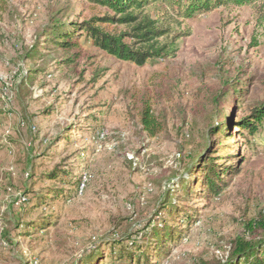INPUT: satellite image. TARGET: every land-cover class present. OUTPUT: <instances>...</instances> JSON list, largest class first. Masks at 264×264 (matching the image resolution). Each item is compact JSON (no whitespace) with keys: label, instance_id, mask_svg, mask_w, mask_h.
I'll return each instance as SVG.
<instances>
[{"label":"rangeland","instance_id":"374dc122","mask_svg":"<svg viewBox=\"0 0 264 264\" xmlns=\"http://www.w3.org/2000/svg\"><path fill=\"white\" fill-rule=\"evenodd\" d=\"M107 13L86 0H0V264H120L114 245L143 244L161 219L176 231L148 238V260L131 248L135 264L225 260L264 230V121L255 140L234 127L264 102V0L172 18V34H189L171 58L139 66L82 35L74 65L56 67L63 55L47 47L49 24ZM27 48L42 58L27 57ZM36 67L46 72L23 81ZM145 102L165 124L155 136L140 122ZM220 115L227 171L220 190L204 196L183 166ZM179 174H188L190 193L179 185L170 194L171 217L157 201ZM94 246L98 263L86 255Z\"/></svg>","mask_w":264,"mask_h":264},{"label":"trees","instance_id":"16d2710c","mask_svg":"<svg viewBox=\"0 0 264 264\" xmlns=\"http://www.w3.org/2000/svg\"><path fill=\"white\" fill-rule=\"evenodd\" d=\"M94 5L105 8L108 13L102 16L91 15L87 19L80 20L79 14L72 20H61L55 18L45 33L48 49L53 52H60L63 57L56 62V67L63 65L71 67L81 54L78 47V38L82 35L91 40L95 47L118 60L132 62L136 65H143L150 60L166 59L174 57L177 50V40L189 32L172 34L169 20L172 18L188 19L197 13L213 10L219 6L253 4L259 0H86ZM149 6H154L157 13L153 16L147 10ZM53 18V17H52ZM122 27V28H120ZM29 51V52H28ZM27 57L33 60L41 59L39 48L25 51ZM39 72H46L44 67H36L23 81L32 82ZM219 95H215L212 100L216 102ZM140 122L143 129L149 136H155L165 127L162 119L156 116L149 103L145 102L140 108ZM218 118V117H217ZM225 115H220L216 123L208 125V134L202 146L194 150L184 164L186 173L195 171L194 184L201 187V191L206 192L204 196H213L223 186L222 175L227 171L222 168L219 161L229 156H223L227 147L225 144L230 140L228 132L223 130ZM264 121V102L255 106L250 112L239 120L237 125L240 129H245L249 134L254 135ZM228 124V123H227ZM241 133V132H240ZM219 138H216V137ZM216 139H215V138ZM204 137H201L203 140ZM261 141V140H260ZM228 143H231L230 141ZM227 145V144H226ZM184 161V160H182ZM232 169V168H230ZM47 177L53 181L58 178L57 172H50ZM176 177V176H174ZM169 179L171 184L165 189L164 193L158 198V207L162 210L171 207L168 212L171 217L176 215L175 202L170 197L174 195L179 185L188 195L190 185H188V174H179L177 181ZM174 180V181H173ZM78 185V184H77ZM76 185V186H77ZM52 186L50 194L55 197L62 195L60 190ZM192 189V195H197V190ZM179 190V189H178ZM172 199V200H170ZM16 205H19L15 202ZM23 204V203H22ZM21 205V204H20ZM46 207V206H45ZM19 208V207H18ZM19 210V209H18ZM162 210H157L159 213ZM181 210H179L180 212ZM178 213V212H177ZM17 214V212H16ZM158 217V216H157ZM40 220V219H39ZM40 222V221H39ZM187 224V220L182 221ZM182 224V225H183ZM33 224H30V227ZM146 229V228H145ZM176 231V226L169 225L166 219H161V224H154L151 233L146 237L143 244L138 245L139 241L128 240L124 243L118 242L116 256L114 257L120 264H135L134 251H143V247L148 242V238L158 239V242L165 237L171 239L170 231ZM145 231V230H144ZM144 238V234H142ZM147 246V245H146ZM145 246V247H146ZM97 246L88 251L87 259L89 262H99L104 258L102 254H97ZM146 259H149L148 251L142 252ZM113 256V255H112ZM113 258V259H114ZM126 258V259H125ZM207 264V263H206ZM215 264H264V230L258 238L239 243L230 252L227 258L218 260Z\"/></svg>","mask_w":264,"mask_h":264},{"label":"built area","instance_id":"2783aa9c","mask_svg":"<svg viewBox=\"0 0 264 264\" xmlns=\"http://www.w3.org/2000/svg\"><path fill=\"white\" fill-rule=\"evenodd\" d=\"M11 86H12V83L10 81H7V82H5L4 89L5 90H8V89L10 90V87ZM19 124L23 126L24 125V122L23 121H20Z\"/></svg>","mask_w":264,"mask_h":264}]
</instances>
